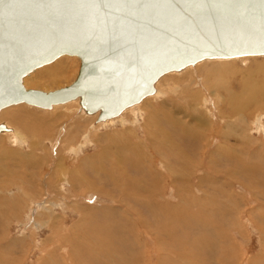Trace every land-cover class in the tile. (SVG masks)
Returning <instances> with one entry per match:
<instances>
[{"label":"rangeland","instance_id":"rangeland-1","mask_svg":"<svg viewBox=\"0 0 264 264\" xmlns=\"http://www.w3.org/2000/svg\"><path fill=\"white\" fill-rule=\"evenodd\" d=\"M78 68L63 55L23 84L53 90ZM154 87L102 122L78 99L1 109L0 264H264V55L204 59Z\"/></svg>","mask_w":264,"mask_h":264},{"label":"water","instance_id":"water-1","mask_svg":"<svg viewBox=\"0 0 264 264\" xmlns=\"http://www.w3.org/2000/svg\"><path fill=\"white\" fill-rule=\"evenodd\" d=\"M63 55L79 59L71 83L24 87L27 73ZM261 55L264 0H0V109L78 99L104 120L153 93L165 73Z\"/></svg>","mask_w":264,"mask_h":264},{"label":"bare ground","instance_id":"bare-ground-1","mask_svg":"<svg viewBox=\"0 0 264 264\" xmlns=\"http://www.w3.org/2000/svg\"><path fill=\"white\" fill-rule=\"evenodd\" d=\"M60 57H61V56H60ZM70 57L73 58L74 56H70ZM244 57H245V56H243L242 59H243ZM58 58H59V57H58ZM74 58L76 59V57H74ZM234 58H235V57H234ZM56 59H57V58H56ZM56 59H55V60H56ZM230 59H231V58H230ZM64 60H65V59H64ZM60 61H61V59H60ZM70 61H71V60H70ZM73 61H74V60H73ZM51 62H54V60L51 61ZM51 62H49V63H51ZM67 62H69V59H68ZM49 63H46V64H49ZM62 63L64 64L63 61H62ZM257 63H258V62H257ZM46 64H43V65H46ZM43 65H40L39 67H41V66H43ZM194 65H195V64H194ZM189 66H191V65H189ZM257 66L263 67V63L259 62V64H258ZM59 67H60V68H59ZM187 67H188V66H187ZM37 68H38V67H36L35 69H37ZM53 68H54V67H53ZM53 68H52V69H53ZM58 68L61 69L60 71H62V69H65V68L63 67V65L61 66V64H60V66H58ZM185 68H186V67H185ZM35 69H33L32 71H30L29 73H27V74L22 78V83H23V79H24L28 74H30L31 72H33ZM46 69H47V68H46ZM48 70H49V69H48ZM180 71H181V70H180ZM172 72H173V71H172ZM176 72H177V71H176ZM168 73H169V72H168ZM161 76H162V75H161ZM161 76H160V77H161ZM249 76H250V75H249ZM160 77H159V78H160ZM159 78H158V79H159ZM158 79H157V80H158ZM157 80H156V81H157ZM23 85H24V87L26 88V85H25V84H23ZM247 85H248V84H247ZM153 86H154V85H153ZM246 88H247V87H246ZM26 89H28V88H26ZM30 89H32V88H30ZM248 89H249V88H248ZM42 91H43V90H42ZM248 91H249V90H248ZM154 92H155V87H154ZM154 92H153V93H150V94H148V95H152V94H154ZM231 94H232V93H231ZM148 95H145V96L141 99L142 101L140 100L138 103H135V104H133V105L127 107V108L130 109V108H133L134 105H137V104L139 105V103L143 102V99H145V100L147 99V96H148ZM243 98H244V97H243ZM245 98H246V97H245ZM69 102H70V101H69ZM72 102H73V101H72ZM223 102H224V101H223ZM230 102H231V101H230ZM247 102H248V101H247ZM23 103H24V102H23ZM66 103H68V102H66ZM17 104H20V103H17ZM25 104L30 105V104H28V103H25ZM62 104H65V103H62ZM62 104H55V105H52L50 108H41V107H37V108H41V109H51V108H53V107H56V106H59V105H62ZM227 104H228V103H227ZM12 105H16V104H12ZM142 105H143V104H142ZM9 106H10V105H9ZM30 106H33V105H30ZM146 106H147V105H146ZM227 106H228V105H227ZM246 106H247V105H246ZM6 107H8V106H6ZM34 107H36V106H34ZM80 107H81V106H80ZM3 108H5V107H3ZM3 108H1V109H3ZM81 108H82V107H81ZM127 108L123 109L121 112H123V111L126 110ZM243 108H244V106H243ZM1 109H0V111H1ZM8 109H9V108H8ZM13 109L16 110L17 113L19 112V111H18L19 109H17V108H13ZM82 109H83V108H82ZM234 109H235V107H234ZM5 110H6V109H5ZM83 110H84V109H83ZM229 110H230V109H229ZM229 110H228V111H229ZM7 111L11 112V110H7ZM16 111H15V112L13 111V113H14V116H13V117H14V118H15V113H16ZM160 111H161V110H160ZM160 111H159V115L161 114ZM242 111H243V110H242ZM84 112H85L86 114H89V115H90V114H94V113H96V112H98V111H96V112H94V113H87V112L84 110ZM121 112H120V113H121ZM166 112H167V111H166ZM1 113H2V115H3L4 112H1ZM1 113H0V119H2V118H1ZM17 113H16V114H17ZM152 113H153V112H152ZM8 114H9V113H8ZM9 115H10V114H9ZM117 115H119V114H117ZM117 115H116V116H117ZM11 116H12V115H11ZM228 116H229V115H228ZM97 117H98V116H97ZM114 117H115V116L110 117V118H107V119L109 120V119H112V118H114ZM164 118H165L166 122L169 123V125H170V124H173V125H178V124H179V123L176 121V118L172 117L171 115H169V114H167V113H164ZM17 119H18V118H17ZM39 119H40V118H39ZM107 119H104V120H97V119H96V121H97V122H102V121H105V120H107ZM150 120H151V119H150ZM33 122H35V121H33ZM33 122H32V123H33ZM36 122H37V121H36ZM258 122H259V121H258ZM30 124H31V123H30ZM148 124H149V122H148V119H147V121L145 122V130L147 129ZM4 125H5V124H4ZM25 125H26V124H25ZM26 126H27V125H26ZM26 126H25V127H26ZM158 126H159V125H158ZM28 127H29V126H28ZM155 127H156V126H155ZM183 127H184V134H187L188 137H189V136H190V130H191V129L188 130V128H186L185 126H183ZM6 128H7V127H6V125H5V129H6ZM190 128H191V127H190ZM5 129H4V130H5ZM179 129H180V128H179ZM122 130H123V129H122ZM125 130H126V128H125ZM180 130H181V129H180ZM230 130H231V129H230ZM1 131H2V130H1ZM5 131H6V130H5ZM146 131H147V130H146ZM150 131H152V130H150ZM185 131H186V132H185ZM123 132H124V131H123ZM123 132H122V133H123ZM193 132H194V131H193ZM193 132L191 131V133H193ZM15 133H16V132H15ZM120 133H121V132H120ZM151 133H152V132H151ZM198 133H199V132H198ZM131 134H132V133H131ZM133 134H134V133H133ZM147 134H148V133H147ZM192 135H193V134H192ZM194 135H196V134H194ZM202 135H203V134H202ZM133 136H134V135H133ZM200 136H201V134L199 135V137H200ZM128 137H129V136H128ZM130 137H131V136H130ZM149 137H150V135H149ZM193 137H194V136H193ZM196 137H197V136H196ZM124 138L127 139L125 136H123V139H124ZM21 140H22V139H21ZM116 140H117V139H116ZM165 140H166V139H165ZM106 142H107V141H106ZM118 142L120 143V145H122V144L125 145V142L127 143V140H126V141H125V140L123 141V140H119V139H118ZM170 143H171V142H170ZM123 145H122V146H123ZM105 147H106V146H105ZM170 147H172V145H170ZM74 149H75V148H72V150H74ZM173 150H174V149H173ZM177 150H178V149H177ZM177 150H175V151H177ZM102 151H105L104 147H103ZM175 151H174V153H175ZM178 151H180V150H178ZM179 154H180V153H179ZM180 156H181V155H180ZM180 156H179V158H180ZM182 156H183V154H182ZM184 156H185V154H184ZM184 156H183V157H184ZM85 157H86V156H85ZM185 157H187V156H185ZM89 159H90V158H89ZM182 161H183V159H182ZM186 161H187V160H186ZM58 163H59V162H58ZM86 163H87V162H86ZM92 166H93V165H92ZM92 166H91V167H92ZM97 168H98V167H97ZM171 174H172V173H171ZM16 178H17V177H16ZM70 179H71V178H70ZM174 179H175V178H174ZM66 181H67V180H66ZM68 181H69V180H68ZM68 181H67V182H68ZM85 181H86V180H85ZM173 181H174V180H173ZM59 182H60V181H59ZM69 182H71V181H69ZM72 182H74V181H72ZM83 183H85V182H83ZM67 184H68V183H67ZM85 184H86V183H85ZM163 184H164V183H163ZM74 186H75V185H74ZM25 190H26V189H25ZM55 190H56V189H55ZM58 191H59V190H58ZM24 192H25V191H24ZM27 192H28V191H27ZM27 192H26V193H27ZM56 192H57V190H56ZM59 193H60V192H59ZM24 196H25V195H24ZM26 196H27V194H26ZM2 197H3V196H2ZM30 197H31V195H30ZM35 198H36V197H35ZM0 200H1V199H0ZM1 201H2V200H1ZM28 201H29V200H28ZM49 202H50V201H49ZM2 203H3V202H2ZM8 203H10V202H8ZM11 203L13 204L14 202L11 201ZM19 204H20V203H19ZM44 204H45V203H44ZM47 204H48V203H47ZM17 206L19 207L18 204H17ZM47 206H48V205H47ZM2 207H3V206H2ZM2 207H1V208H2ZM12 207H13V205H6V206H4V208L6 209V213H9V212L11 213L12 211H14V210H13L14 207H13V208H12ZM48 207H49V206H48ZM50 207H51V206H50ZM4 208H3V209H4ZM3 209H1L2 212H4ZM14 209H15V208H14ZM46 209H47V208H46ZM37 211H38V210H37ZM0 212H1V211H0ZM149 212H150V211H149ZM48 225H49V224H48ZM59 244H60V243H59ZM76 245H77V244H76ZM93 249H94V248H93ZM100 250H101V249H100ZM101 252H102V251H101ZM48 253H50V252H48ZM49 255H50V254H49ZM70 255H71V254H70ZM91 255H92V254H91ZM96 255H98V254H96ZM94 256H95V254H94ZM98 256H99V255H98ZM98 256H97V257H98ZM92 257H93V255H92ZM69 258H70V257H69ZM94 258H95V257H94ZM96 259H97V258H96ZM134 260H135V259H134ZM96 261H97V260H96Z\"/></svg>","mask_w":264,"mask_h":264}]
</instances>
